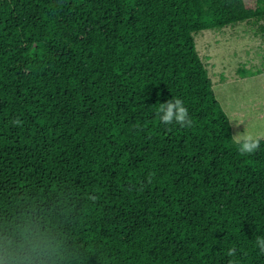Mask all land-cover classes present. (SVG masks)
<instances>
[{
  "label": "trees",
  "instance_id": "16d2710c",
  "mask_svg": "<svg viewBox=\"0 0 264 264\" xmlns=\"http://www.w3.org/2000/svg\"><path fill=\"white\" fill-rule=\"evenodd\" d=\"M262 18L264 0H0V264H264V138L239 152L195 43ZM172 98L190 127L160 121Z\"/></svg>",
  "mask_w": 264,
  "mask_h": 264
},
{
  "label": "rangeland",
  "instance_id": "374dc122",
  "mask_svg": "<svg viewBox=\"0 0 264 264\" xmlns=\"http://www.w3.org/2000/svg\"><path fill=\"white\" fill-rule=\"evenodd\" d=\"M195 43L232 135L264 138V18L200 31Z\"/></svg>",
  "mask_w": 264,
  "mask_h": 264
},
{
  "label": "clouds",
  "instance_id": "9594fccd",
  "mask_svg": "<svg viewBox=\"0 0 264 264\" xmlns=\"http://www.w3.org/2000/svg\"><path fill=\"white\" fill-rule=\"evenodd\" d=\"M157 114L159 115L160 121L165 125H171L173 123L187 127L192 125V120L188 115V109L179 98H172L165 103H160ZM233 139L239 146L238 150L242 155L251 154L259 148V139L248 134L246 131L233 135ZM255 243L261 251H264V237H257ZM227 254L228 256H234L236 249H229Z\"/></svg>",
  "mask_w": 264,
  "mask_h": 264
}]
</instances>
